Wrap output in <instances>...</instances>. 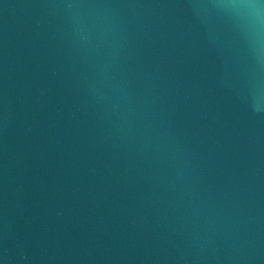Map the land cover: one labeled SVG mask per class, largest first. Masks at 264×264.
Here are the masks:
<instances>
[{
	"label": "water",
	"instance_id": "water-1",
	"mask_svg": "<svg viewBox=\"0 0 264 264\" xmlns=\"http://www.w3.org/2000/svg\"><path fill=\"white\" fill-rule=\"evenodd\" d=\"M0 264H264V0H0Z\"/></svg>",
	"mask_w": 264,
	"mask_h": 264
}]
</instances>
